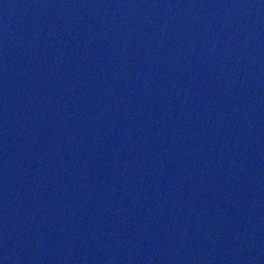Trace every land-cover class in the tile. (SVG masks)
<instances>
[{
    "label": "water",
    "instance_id": "1",
    "mask_svg": "<svg viewBox=\"0 0 264 264\" xmlns=\"http://www.w3.org/2000/svg\"><path fill=\"white\" fill-rule=\"evenodd\" d=\"M0 264H264V0H0Z\"/></svg>",
    "mask_w": 264,
    "mask_h": 264
}]
</instances>
